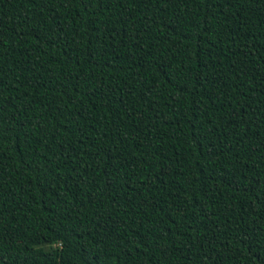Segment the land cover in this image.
I'll list each match as a JSON object with an SVG mask.
<instances>
[{
    "label": "trees",
    "instance_id": "1",
    "mask_svg": "<svg viewBox=\"0 0 264 264\" xmlns=\"http://www.w3.org/2000/svg\"><path fill=\"white\" fill-rule=\"evenodd\" d=\"M0 264H264V0H0Z\"/></svg>",
    "mask_w": 264,
    "mask_h": 264
}]
</instances>
